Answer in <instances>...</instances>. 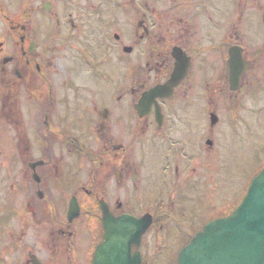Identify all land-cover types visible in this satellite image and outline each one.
Wrapping results in <instances>:
<instances>
[{
	"label": "flooded vegetation",
	"instance_id": "1",
	"mask_svg": "<svg viewBox=\"0 0 264 264\" xmlns=\"http://www.w3.org/2000/svg\"><path fill=\"white\" fill-rule=\"evenodd\" d=\"M5 1L0 248H35L24 264H45L41 254L52 262L63 248L70 261L76 248H93L91 264L104 215L147 217L139 248L158 245L147 246V235L183 248L233 212L231 187L233 203L206 217L200 168L206 151L240 154L236 140L246 168H264V0ZM127 10L133 47L119 32ZM93 42L102 44L100 61ZM116 49L135 50L129 74L109 67ZM240 105L263 108L248 116L244 139L235 133Z\"/></svg>",
	"mask_w": 264,
	"mask_h": 264
},
{
	"label": "water",
	"instance_id": "2",
	"mask_svg": "<svg viewBox=\"0 0 264 264\" xmlns=\"http://www.w3.org/2000/svg\"><path fill=\"white\" fill-rule=\"evenodd\" d=\"M103 224V242L92 264H141L138 246L149 220H113L105 215ZM177 264H264V170L230 216L208 223L191 239L179 252Z\"/></svg>",
	"mask_w": 264,
	"mask_h": 264
},
{
	"label": "rangeland",
	"instance_id": "3",
	"mask_svg": "<svg viewBox=\"0 0 264 264\" xmlns=\"http://www.w3.org/2000/svg\"><path fill=\"white\" fill-rule=\"evenodd\" d=\"M98 0H94V3H96ZM5 0H0V6H5ZM134 14L132 12H129L128 10L125 12V18H126V25L121 27V31L124 33L125 36V46H131L133 47V32L135 28V23L132 21L133 20ZM1 22V21H0ZM117 31V30H115ZM112 41V40H111ZM92 51L95 52L94 56H96V60H102L103 58V49L101 42H93L92 45ZM135 51V50H134ZM132 52L130 55H124L121 53L119 50H115V55L110 54L109 58V67H122L126 70V72H130V69L132 68L135 60V52ZM99 63V62H98ZM101 65L103 63L100 62ZM100 67H105L101 66ZM107 67V66H106ZM131 67V68H130ZM116 68V69H117ZM209 77V76H208ZM242 106V107H240ZM237 108V113L239 116V120L235 121V125L238 127V130L235 131V133L238 135L240 139H244L246 135V126L247 125V120L248 116H255L259 117L260 112L263 110L262 107L257 108L254 107L253 110H249L247 107L240 105ZM253 111L252 114H250ZM258 114V115H257ZM227 140L225 139L224 141V149L225 145L229 147V143L226 142ZM236 144V145H235ZM233 146L231 148L237 150V156L229 153H225L223 155L222 152L220 151L219 148L216 149V153L212 152L210 156H208V153L206 151V156H205V162L200 168V173L204 175V181H205V186H204V193L205 196L200 197L202 198L201 201V206L202 209L205 212L206 217H208L209 212L213 211V209L216 207L218 208L219 206H222L224 208L225 204L226 205H231L233 203L234 197L228 196V191L229 188L232 187V189L236 192V198L239 202L240 198L243 196V194L246 192V189L248 185L250 184L252 178L256 175V167L254 171L249 170L246 168L247 164V156L245 148H243L244 142L238 143V140L236 142L232 143ZM241 145V146H240ZM216 147V146H215ZM242 151H239V150ZM233 158V163L234 166H230L229 162ZM136 160V159H135ZM226 163H228V167L226 166ZM199 173H196L195 176L197 177ZM193 180V179H192ZM191 180V181H192ZM214 185V186H213ZM196 188V187H195ZM192 186H189V192L193 195H197L195 192V189ZM234 192L232 193L234 195ZM133 193L129 189H127L126 193V201L130 198V194ZM189 193V194H190ZM212 193L215 194L212 198ZM158 196L156 195L155 198ZM232 198V199H231ZM130 200V199H129ZM158 201L153 205H157ZM138 206L141 205L137 204ZM164 239V240H163ZM143 240H146V245L148 246L149 244L155 245L158 242V245L154 248H142L143 255L142 258H147L149 260L148 264H174V257L177 254L179 248H175L171 245L166 248L164 245L165 239L164 237L160 236L155 238V240H152L150 242L149 240V235L144 236ZM85 240L84 238L82 239V243L84 244ZM170 244V242H169ZM165 246V247H164ZM35 250V248H13V251L7 249V248H0V264H24V260L27 259V252L29 250ZM93 248H76L75 252L72 253V258L70 261L68 260V254L63 251L61 255H59L57 258H55L52 262H47L48 258L50 255H46L45 259L43 254H41V261H43L45 264H72L75 260H79L81 262L85 263L86 259V252L90 251L92 253ZM74 255V257H73ZM90 257V256H89Z\"/></svg>",
	"mask_w": 264,
	"mask_h": 264
}]
</instances>
